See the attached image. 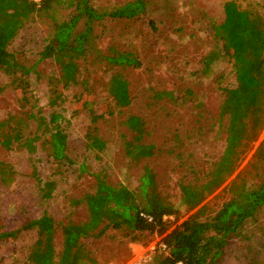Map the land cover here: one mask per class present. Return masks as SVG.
Here are the masks:
<instances>
[{
    "label": "rangeland",
    "instance_id": "374dc122",
    "mask_svg": "<svg viewBox=\"0 0 264 264\" xmlns=\"http://www.w3.org/2000/svg\"><path fill=\"white\" fill-rule=\"evenodd\" d=\"M126 1L93 2L100 9H110ZM145 1L146 10L134 18H108L95 24L94 48L88 62L113 49L132 51L140 61L123 69L130 81L131 104L112 112L106 85L113 66L99 58L93 60L94 65L86 73L93 84L89 92L79 84L60 81L53 58L39 60L50 30L46 22H25L10 42L9 50L20 61L34 65V70L26 93L8 86L7 76L0 70V120L12 117L11 128L20 125V119L30 110L41 112L47 120L52 112L61 113L71 162H56L44 142L56 132V124H51L44 132L46 136L36 141L33 152L17 144L7 149L0 136V162L12 170L4 181L0 180V224L5 228L18 227L26 218L45 210L60 223L86 220L89 211L83 197L95 189L93 171H106L111 182L135 188L145 165L153 168L158 191L180 209L177 215L166 218V232L194 211L181 201L180 182L200 184L222 155L227 122L226 117H220L222 88L236 82L227 59L215 60L206 70L207 54L221 47L214 36L224 21L225 0ZM237 1L264 16V0ZM163 91L172 96L160 94ZM132 113L142 115L147 122L149 134L145 140L156 146L150 157L130 158L128 141L132 136L124 120ZM91 126H97L104 141L101 150L87 145L86 134ZM36 131L35 120L24 125L25 137L34 136ZM263 140L264 124L249 140L235 170L201 203L208 207L203 218L231 197L233 181L251 184L264 177V161L258 160L256 153ZM165 233L153 231L132 237L111 230L99 239H90L88 245L102 264H155L153 255ZM36 239L37 231L29 229L16 238L0 241V264H29V250ZM56 241L60 247V231ZM218 264H264V210L231 237Z\"/></svg>",
    "mask_w": 264,
    "mask_h": 264
},
{
    "label": "trees",
    "instance_id": "16d2710c",
    "mask_svg": "<svg viewBox=\"0 0 264 264\" xmlns=\"http://www.w3.org/2000/svg\"><path fill=\"white\" fill-rule=\"evenodd\" d=\"M93 1L0 0V70L7 76V85L27 92L34 65L20 61L8 46L25 22L40 19L50 30L39 60L53 58L60 70V81L93 91L86 73L99 58L114 68L106 85L112 100L110 112L129 106L132 102L130 81L123 69L138 65L137 56L132 51L113 49L111 53L91 57L89 63V52L94 48L92 40L97 22L108 18H134L146 10L147 3L129 0L110 9H100ZM219 28L214 38L221 47L207 54L206 70L215 60L227 59L236 82L222 88L220 117L227 119L222 155L200 184L190 180L180 182L181 201L194 210L188 217L166 232L169 222L165 215H177L180 209L158 191L156 174L150 165L144 166L135 188L111 182L106 171H93L95 189L83 197L89 211L88 219L60 223L45 210L38 216L26 218L15 228L8 229L0 224V241L16 238L23 230L35 229L37 239L29 250V264H102L88 245L90 239H99L111 230L132 237L158 231L166 233L153 255L155 264H218L231 237L239 234L249 219L264 210V177L251 184L238 185L233 181L231 197L212 215L203 218L202 213L208 207L201 204L235 170L249 140L263 127L264 16L255 9L242 7L237 0H225L224 21ZM160 94L172 96L169 91ZM61 117V113L52 112L47 120L41 112L30 110L27 117L20 119V125L11 128L12 117L0 120L1 144L7 149L17 144L33 152L36 141L46 136L44 132L51 124H56L53 127L56 132L44 142L56 162L69 163L68 135L61 126ZM30 120L37 122V131L34 136L25 137L24 125L28 126ZM124 124L132 136L128 141L130 158L139 160L152 156L156 146L145 140L149 134L145 118L132 113L125 118ZM86 138L88 147L97 151L103 149L104 141L97 126L89 128ZM256 153L258 160L264 161V140ZM81 169L85 171L86 166L82 165ZM11 171L0 162V180L4 181ZM59 231L62 241L57 247Z\"/></svg>",
    "mask_w": 264,
    "mask_h": 264
},
{
    "label": "built area",
    "instance_id": "2783aa9c",
    "mask_svg": "<svg viewBox=\"0 0 264 264\" xmlns=\"http://www.w3.org/2000/svg\"><path fill=\"white\" fill-rule=\"evenodd\" d=\"M169 216H172V215H165V218L169 217Z\"/></svg>",
    "mask_w": 264,
    "mask_h": 264
}]
</instances>
